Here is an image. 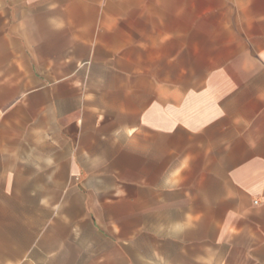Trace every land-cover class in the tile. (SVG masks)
<instances>
[{
  "label": "crops",
  "instance_id": "0c3cea01",
  "mask_svg": "<svg viewBox=\"0 0 264 264\" xmlns=\"http://www.w3.org/2000/svg\"><path fill=\"white\" fill-rule=\"evenodd\" d=\"M29 1L25 48L0 50V68L43 107V173L3 178L19 164L1 162V183L43 186L49 215L52 186L62 209L139 202L173 220L185 264H264V10L242 2L212 24L194 12L210 0ZM9 81L0 70V91Z\"/></svg>",
  "mask_w": 264,
  "mask_h": 264
},
{
  "label": "rangeland",
  "instance_id": "374dc122",
  "mask_svg": "<svg viewBox=\"0 0 264 264\" xmlns=\"http://www.w3.org/2000/svg\"><path fill=\"white\" fill-rule=\"evenodd\" d=\"M242 2L250 3L252 9L264 10V0H210L203 4L196 2L194 12L206 11L214 24L224 18V12L235 14ZM34 23L35 12L29 0H0V50L5 62L11 60L13 50L25 48L19 33L29 26L33 29ZM0 70L12 78L5 82L3 92L0 91L7 100L0 105V164H19V169L5 168L3 178H12L16 172L21 179L30 178L31 182L38 183L43 173L37 167L42 161L45 141L43 107L23 100L25 91L17 89L22 83L15 69L6 68L5 64ZM1 181L0 178V264L8 261L48 264L44 251L60 245L64 248L61 263L52 264H185L191 261L187 257L192 253L187 248L189 244L177 240L182 235L171 233L173 220L144 216L139 202L125 204L131 206L125 209L123 204L115 217L108 215L111 211L107 208L98 209L100 203L89 211L62 209L59 207L61 187L52 186L49 215L38 192L43 186L36 184L32 195L31 183L8 186ZM79 199L81 205H89L84 195ZM87 213L89 216H84ZM49 233L51 240L47 237Z\"/></svg>",
  "mask_w": 264,
  "mask_h": 264
}]
</instances>
